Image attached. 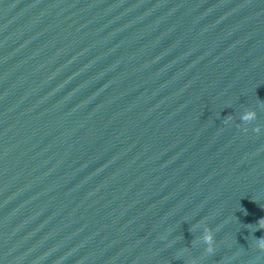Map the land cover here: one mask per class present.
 I'll return each mask as SVG.
<instances>
[{
	"label": "water",
	"instance_id": "95a60500",
	"mask_svg": "<svg viewBox=\"0 0 264 264\" xmlns=\"http://www.w3.org/2000/svg\"><path fill=\"white\" fill-rule=\"evenodd\" d=\"M262 218L264 0H0V264H264Z\"/></svg>",
	"mask_w": 264,
	"mask_h": 264
},
{
	"label": "clouds",
	"instance_id": "9594fccd",
	"mask_svg": "<svg viewBox=\"0 0 264 264\" xmlns=\"http://www.w3.org/2000/svg\"><path fill=\"white\" fill-rule=\"evenodd\" d=\"M257 113L255 111H247L243 113L241 116L242 121L244 122H250L256 119ZM230 119V117H229ZM255 131H259L257 128ZM258 229L259 230H264V218L260 219L257 222ZM203 241L204 243L208 246L206 251L211 253L214 251L213 244H214V235L211 230H206L205 234L203 235ZM256 247L264 252V236L260 237L259 239H256Z\"/></svg>",
	"mask_w": 264,
	"mask_h": 264
}]
</instances>
